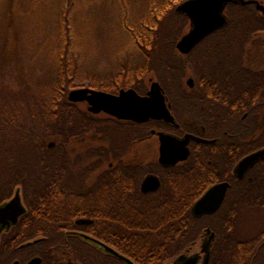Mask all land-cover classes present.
I'll return each mask as SVG.
<instances>
[{"label":"flooded vegetation","instance_id":"obj_1","mask_svg":"<svg viewBox=\"0 0 264 264\" xmlns=\"http://www.w3.org/2000/svg\"><path fill=\"white\" fill-rule=\"evenodd\" d=\"M246 1L253 2L227 5V24L210 34L223 33L224 41V48L218 49L212 62V71H204V63L197 61L198 68L203 71H191V76L187 74L181 85H161L176 125L154 118L145 122L121 120L106 113H92L94 116L91 117H67V120L97 121L99 124L93 128H98L100 133L87 132L70 138L64 145L66 163L18 166L16 181H27L28 177L34 180L29 181L31 185L25 190L19 185H12L13 181L7 182L9 188L6 187L5 191L12 195L0 201V205L9 203L20 192L26 213L16 217V222L13 214L0 223V264H28L36 258H40L41 264H44V256L50 258L48 264H130L126 259L138 264L130 251L143 246L114 244L103 237L107 235L118 241V236L127 233L124 224H133L134 220L122 215L112 216L117 221L116 226L104 227L96 221L109 217L104 218L106 215L99 206L93 212L95 204H130L162 199V190L170 188L171 194L176 191L174 183L192 156L198 166L210 169L206 177H201L200 188L204 187L201 184L208 177L215 180L208 182L207 190L220 183H230L231 188L233 179L240 181L235 175L237 165L249 155L264 150V9L258 7L259 4L264 8V2ZM235 6L252 7L250 15L254 21H248L246 13L244 19L232 20ZM205 39L193 49L198 55L199 46ZM143 80L144 83L137 85L139 91L117 84L111 85L116 93L91 89L114 95H119L122 90L134 89L139 95L147 96L155 80L149 76ZM176 89L178 93L173 96L177 99L173 103L167 90ZM79 105H85L89 111L87 103ZM80 127L86 128L84 125ZM163 134L179 141L190 138V156L186 161L174 165L162 162V148L166 144ZM47 142L48 148L54 149L60 141L54 137L47 139ZM77 144L87 145V149L80 152ZM173 146L177 150L183 147L180 142H173ZM28 168L31 169L30 173L25 172ZM254 169L264 180V159L243 179ZM148 177L158 179L160 186L157 190L143 191ZM24 195L32 203L49 204L55 210L43 211L44 208L38 206L30 213ZM219 216L239 219L236 222L237 231L243 220L251 216L264 218V212H216L197 219L211 217L210 220L214 222V218ZM88 220L91 222L81 223ZM260 225L263 226V223L259 222ZM207 229H204L200 241L182 246L185 251L164 264H205L207 252L204 241L209 238ZM214 233L209 264H247L248 251L259 252L264 246L241 242L217 244V233ZM51 234L62 235L61 242L43 246L41 251L39 242L46 239L45 235ZM22 235L38 237L19 243ZM238 239L245 238L240 236ZM25 249L31 250H27L24 258L22 250ZM5 252H10L8 259H5ZM181 258L183 260L179 262ZM258 264H264V260L260 259Z\"/></svg>","mask_w":264,"mask_h":264},{"label":"trees","instance_id":"obj_2","mask_svg":"<svg viewBox=\"0 0 264 264\" xmlns=\"http://www.w3.org/2000/svg\"><path fill=\"white\" fill-rule=\"evenodd\" d=\"M185 1L152 0L148 3L146 14L135 19L134 26H132L134 22L124 17L122 25L130 35V42L135 50L133 58L112 77L105 79L94 77L91 81L82 82L83 84L79 79V73L74 72L77 70L72 65L74 63L70 60L69 50H64L63 46V37L70 33V26H66V20L70 23L75 19L71 11L73 5L69 2V5L60 8L57 13L59 44L56 43L54 50H51L57 65L55 77L49 81L46 88H33L30 91H21L19 94H0V201L12 195L5 191L6 187L9 188L8 181H13L12 185H19L25 190L34 180L33 177H28L27 181H16L18 166L66 163L64 145L70 138L87 132L100 133L98 128H93L99 124L97 121L67 120V117L94 116L87 109L80 108L79 104L68 100L69 92L79 88L80 84L82 87L116 93L111 85L134 87L138 90L137 85L144 83L143 79L150 75L163 86L181 85L188 71L190 73L203 71L198 68L197 61H200V64L204 63L206 67L204 71H212V62L216 58L218 49L224 48L223 33L208 36L199 46V55L196 50L188 55H183L177 50L178 41L190 27L189 18L176 12L178 5ZM259 1L264 2V0ZM50 3L51 0H0V25L11 29L15 24L16 16L24 17L28 14L34 16L35 12L48 8ZM251 8L250 6L233 7L232 20H242L246 13L248 21L253 22L250 15ZM167 93L174 103L177 98L173 94L178 93V90H167ZM29 122L33 126L28 129ZM83 125L86 128L80 127ZM54 137L60 142L54 149H49L47 139ZM209 170L208 167L198 166L192 156L182 168V175L174 183L176 191L171 194L170 188L162 190L161 200L130 204H95L93 212L99 206L100 211L106 215L104 218L109 217L97 219L96 222L104 227L116 226L117 221L114 217L111 218L112 216L122 215L134 220L130 225L119 221L124 224L127 233L118 236V241L107 235L103 237L114 244L119 242L143 246L130 251L138 264H164L165 261L184 252L185 248L183 249L182 246L200 241L205 228H211L217 233V244L241 242L247 245H264V223L259 227L255 238L241 240L235 234L236 222L239 219L219 216L212 222L211 217L197 219L192 215L193 205L209 187L208 182L215 180L208 177L201 184L204 187H199L201 177H206ZM25 172L30 173L31 169L28 168ZM233 181L228 196L218 212L263 213L264 180L258 176L257 170L254 169L243 180L235 182L233 179ZM24 199L30 213L38 206L39 208L42 206L43 211L55 210L49 204L32 203L25 195ZM259 220L260 223L264 222V218ZM35 237L38 236L22 235L19 243ZM44 238L46 239L39 242L41 251L43 246L59 244L63 236L51 234L45 235ZM27 250H22L24 258L28 253ZM251 253L258 255L253 256L250 255ZM9 256L10 252H5V259ZM44 259V264H48L50 258L44 256ZM260 259L264 260V246L259 252L248 251L247 264H258Z\"/></svg>","mask_w":264,"mask_h":264},{"label":"rangeland","instance_id":"obj_3","mask_svg":"<svg viewBox=\"0 0 264 264\" xmlns=\"http://www.w3.org/2000/svg\"><path fill=\"white\" fill-rule=\"evenodd\" d=\"M150 1L51 0L48 8L39 9L41 12H35L34 16H16L11 29L0 25V94L46 88L55 77L57 65L51 50L59 44L60 38L57 13L69 2L73 5L71 11L75 19L70 23L66 20L70 33L63 37V46L64 50H69L70 60L77 70L74 72L79 73L81 83L117 74L135 51L122 20L125 17L134 22L132 26L136 25L135 19L146 14ZM188 75L191 76L189 71ZM79 107L85 109L86 106ZM32 126L31 122L27 124L28 129ZM76 147L83 152L87 145L77 144ZM259 222L254 216L243 220L236 231L237 237L251 239L259 229Z\"/></svg>","mask_w":264,"mask_h":264},{"label":"water","instance_id":"obj_4","mask_svg":"<svg viewBox=\"0 0 264 264\" xmlns=\"http://www.w3.org/2000/svg\"><path fill=\"white\" fill-rule=\"evenodd\" d=\"M253 1L246 0H186L178 5L176 12L186 15L190 20V27L177 43V50L188 55L203 39L213 33L215 30L225 26L228 19L225 15V9L229 4L246 5ZM260 9H264L258 4ZM163 89L158 81H154L151 91L147 96L139 95L134 89L122 90L119 95L110 94L104 91H97L87 87H80L71 90L68 94V100L72 103H87L89 112L93 114L106 113L121 120H132L135 122H145L150 118L165 120L171 125H176L175 118L172 116L163 94ZM164 144L162 148V162L167 164H176L186 161L190 156L188 143L189 137L184 140H176L169 135H162ZM173 142L181 143L183 147L178 150L173 146ZM264 159V150L256 152L244 158L235 168V175L242 180L246 174L255 167V165ZM160 183L155 177H148L143 184V191H155ZM230 183H220L209 188L204 195L193 205L192 214L196 218L205 215H211L219 211L222 207ZM26 213V208L22 204L20 192L4 205H0V223L11 216L18 218ZM14 214V215H13ZM16 218V219H17ZM15 219V222H16ZM91 221H81V223H90ZM209 238L204 241L207 252L206 263L209 264L210 246L212 245L215 233L207 229ZM115 253L113 250H110ZM130 264V260L126 259ZM183 258L179 259L181 262ZM194 260V258H193ZM192 261V260H191ZM42 260L36 258L28 264H41ZM18 264V263H16ZM78 264V263H70Z\"/></svg>","mask_w":264,"mask_h":264}]
</instances>
